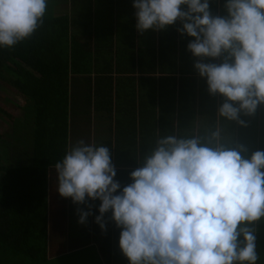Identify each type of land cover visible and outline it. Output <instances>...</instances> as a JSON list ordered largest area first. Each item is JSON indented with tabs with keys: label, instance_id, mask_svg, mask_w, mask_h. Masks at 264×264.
I'll list each match as a JSON object with an SVG mask.
<instances>
[{
	"label": "clouds",
	"instance_id": "1",
	"mask_svg": "<svg viewBox=\"0 0 264 264\" xmlns=\"http://www.w3.org/2000/svg\"><path fill=\"white\" fill-rule=\"evenodd\" d=\"M187 6L186 10L181 6ZM136 28L162 30L177 20L195 39L187 45L210 94L225 97L218 116L239 120L264 104V0H226L227 16H213L208 0H133ZM48 0H0V47L11 49L43 25ZM233 102L238 103L235 106ZM219 127L204 136L167 135L130 173L119 194L109 147H71L55 165L57 191L84 203L100 199L96 222L112 211L129 264H256L255 225L264 219V151L250 158L230 147ZM90 212H82L83 223Z\"/></svg>",
	"mask_w": 264,
	"mask_h": 264
},
{
	"label": "crops",
	"instance_id": "2",
	"mask_svg": "<svg viewBox=\"0 0 264 264\" xmlns=\"http://www.w3.org/2000/svg\"><path fill=\"white\" fill-rule=\"evenodd\" d=\"M208 2L213 16H227L226 0ZM48 7L51 16L67 20L66 47L78 68L68 76L67 151L80 140L109 147L114 180L121 186L114 194L133 182L130 173L143 166L145 155L167 135L204 136L219 127L225 140H232L230 147L239 151L243 146V157L264 151V104L254 114L240 112L243 124L219 117L226 98L210 94L207 78L194 64H220L227 54L194 56L187 45L195 38L178 31L180 20L141 33L133 0H48ZM89 65L95 67L91 73ZM24 104L25 97L23 111ZM57 186L53 166L46 183V256L89 251L88 256L99 257L101 264H129L119 247L122 229L112 211L104 214L102 230L95 219L100 199L86 197L84 203H74L71 197H62ZM82 212H90L83 223ZM260 222L264 225V219Z\"/></svg>",
	"mask_w": 264,
	"mask_h": 264
},
{
	"label": "trees",
	"instance_id": "3",
	"mask_svg": "<svg viewBox=\"0 0 264 264\" xmlns=\"http://www.w3.org/2000/svg\"><path fill=\"white\" fill-rule=\"evenodd\" d=\"M67 38V20L51 16L48 7L30 38L0 47V75L25 97L21 131L14 130L10 142L0 133V252L33 261L47 259V171L67 152L68 76L78 71ZM93 69L89 65V73ZM255 227L256 264H264V225Z\"/></svg>",
	"mask_w": 264,
	"mask_h": 264
},
{
	"label": "rangeland",
	"instance_id": "4",
	"mask_svg": "<svg viewBox=\"0 0 264 264\" xmlns=\"http://www.w3.org/2000/svg\"><path fill=\"white\" fill-rule=\"evenodd\" d=\"M23 101V94L10 83L7 77L0 75V133L7 139V142L12 141L14 130L15 133L21 131L17 123L20 124L24 121L25 112L21 108ZM18 144L22 145V138ZM88 255L89 251H79L71 252L65 256L47 257L45 260L33 261L17 251L3 254L0 252L3 264H101L99 257H89Z\"/></svg>",
	"mask_w": 264,
	"mask_h": 264
}]
</instances>
